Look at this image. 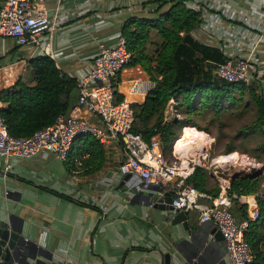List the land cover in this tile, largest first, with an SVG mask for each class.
I'll list each match as a JSON object with an SVG mask.
<instances>
[{
  "label": "crops",
  "instance_id": "obj_1",
  "mask_svg": "<svg viewBox=\"0 0 264 264\" xmlns=\"http://www.w3.org/2000/svg\"><path fill=\"white\" fill-rule=\"evenodd\" d=\"M149 1L153 0H45L53 30L41 37L40 45L19 46L0 36V64L16 62L9 73L0 75V92L18 81L29 82L30 61L39 55L52 58L69 77H83L99 43L113 46L129 18L151 17L152 5H143ZM193 1L209 7L195 35L222 48L228 57L249 59V83L258 86L264 97V34L260 32L264 0ZM138 76H148L140 65L121 72L118 93L129 103L142 104L146 98L129 93L130 80ZM77 94L75 90L73 105ZM83 114L96 121L95 116ZM83 138L75 142L77 153L88 145ZM101 146L102 166L89 174L70 168L77 167L75 155L68 164L51 156H0V220H11L22 237L17 259L6 264H22L20 260L30 256L47 264H228L222 236L211 223L200 222L196 211L187 214L188 229L174 222L175 214L158 206L165 205L159 202L162 192L153 200L125 185L127 177L118 169L125 158L122 144L112 141ZM236 153L242 158L238 164L247 166L245 162L251 160V168L262 167L254 157ZM241 206L237 202L231 207L238 219L243 218Z\"/></svg>",
  "mask_w": 264,
  "mask_h": 264
},
{
  "label": "trees",
  "instance_id": "obj_2",
  "mask_svg": "<svg viewBox=\"0 0 264 264\" xmlns=\"http://www.w3.org/2000/svg\"><path fill=\"white\" fill-rule=\"evenodd\" d=\"M143 5H152L151 17L129 18L121 34L125 36L131 53L130 64L140 65L156 81V86L142 104L132 105L135 115L132 131L141 134L145 141L157 136L163 153L168 156L182 127L194 126L207 132L197 124L194 116L201 117L208 111L219 115L228 112L229 107L238 106H241L238 114L242 116L253 107L255 117L242 132L244 136L258 138L255 146L240 148L231 142L223 152L240 151L264 162L262 93L252 82L233 83L220 78L215 70L228 56L222 48L208 45L195 35L203 13L209 7L193 0H153ZM76 83V79L62 73L49 56L34 57L30 61L29 82L18 81L12 88L0 92V103L4 104L0 107V114L9 135L30 136L52 124L59 114L68 112L73 105ZM122 99L118 94L117 101ZM170 104L178 116L168 115ZM253 131L259 133L253 135ZM85 139L88 141L85 150L77 153L78 150L73 148L65 160L68 164L69 157L75 155L77 167L72 165L70 168L78 169L80 174L94 172L103 163L101 144L88 134ZM83 153L88 156L82 158ZM263 173L264 164L260 170L233 175L228 189L232 203L238 202L233 194H255L259 205L260 217L250 224L246 233L253 254L250 264H264ZM210 180L207 168L201 165H195L186 177L188 184L216 196L220 188ZM243 206L240 209L245 218L247 213Z\"/></svg>",
  "mask_w": 264,
  "mask_h": 264
},
{
  "label": "built area",
  "instance_id": "obj_3",
  "mask_svg": "<svg viewBox=\"0 0 264 264\" xmlns=\"http://www.w3.org/2000/svg\"><path fill=\"white\" fill-rule=\"evenodd\" d=\"M44 2L4 0L0 5V36L14 39L19 46L40 45L41 37L53 30V20ZM260 32L264 34V25ZM48 46L49 43L44 48ZM130 60L131 53L124 35L121 34L113 46L99 43L90 71L76 80L78 94L74 105L68 112L59 114L52 124L30 136L9 135L0 114V156L23 159L51 156L65 161L82 135L92 136L101 145L119 141L125 151V158L118 169L127 176L125 185L129 189L147 191L153 186L163 191L168 189L172 194V215L176 211L187 214L196 211L200 222L211 223L221 233L228 264H250L253 254L246 233L250 224L260 217L256 195L233 194L245 206L247 213L245 218L238 219L231 210L233 203L228 193L230 183L221 186L216 196L198 190L186 182V177L195 167L192 161L189 163L191 169L187 171L173 150L176 159L166 158L157 136L145 141L141 134L132 131L135 118L132 105L137 103H129L125 98L117 101L120 75L131 65ZM15 63L0 64V75L9 73ZM215 71L220 78L233 83L247 84L251 78L249 59L243 57H228ZM155 86L156 81L149 76L134 77L130 80L129 93L144 96ZM83 113L95 116L96 121H89ZM87 156L88 153H83L82 158ZM0 264H3L1 256Z\"/></svg>",
  "mask_w": 264,
  "mask_h": 264
},
{
  "label": "rangeland",
  "instance_id": "obj_4",
  "mask_svg": "<svg viewBox=\"0 0 264 264\" xmlns=\"http://www.w3.org/2000/svg\"><path fill=\"white\" fill-rule=\"evenodd\" d=\"M236 95L238 96V94ZM240 108L241 106H238L237 108L229 107L228 112H221L219 115H215L212 111H208L201 117L194 116V120L197 122V124L200 127L207 129V132L203 130L202 132L209 135L211 141L206 145V147H203L200 161H192V164H202L203 166H205L211 176L210 183L218 186L220 190L221 186L229 184L230 179L233 175L245 173L247 174L250 173L252 169L260 170L259 167L251 168L249 166L250 164H246L247 166H242L241 164H238V162H236L235 160L222 164L213 163V160L216 158V156L222 154H230L227 152H223L226 149L228 143L233 142L235 145L240 146V148L252 149L258 141V138L255 139L256 137L253 136H244L242 132L244 126L249 125L254 119V108L250 107L249 111L242 116L238 114ZM232 111L233 113H231ZM173 114H175L173 104H170L168 107V115L171 116ZM175 115L178 116L177 114ZM191 130L197 131L198 129H195L192 126L183 127L180 131L179 136L174 140L173 146L176 145L175 143H177L182 138V135L186 134L187 132H190ZM255 133L259 132L253 131V135ZM82 142L86 143L85 138H83ZM76 149L77 145H75L74 147V150ZM236 152L240 153V151ZM166 158L169 160L176 159L173 153H171V155L166 156ZM246 162L251 163L252 161L249 160ZM263 164L264 162H262V165Z\"/></svg>",
  "mask_w": 264,
  "mask_h": 264
},
{
  "label": "water",
  "instance_id": "obj_5",
  "mask_svg": "<svg viewBox=\"0 0 264 264\" xmlns=\"http://www.w3.org/2000/svg\"><path fill=\"white\" fill-rule=\"evenodd\" d=\"M262 107L264 108V97L261 98ZM238 174H235L236 176ZM232 176V177H234ZM127 177V176H126ZM230 183V182H229ZM152 190H155V193L151 191H139V193H147L150 195V197L153 200H158L157 193L162 192V197L159 198V202L161 200L164 201L165 205H158L163 209L166 210H173V207L171 206L172 201V194L170 192H164L159 187H152L150 188ZM174 222H182V225L185 229H188V215L187 213L183 211H176L174 216ZM218 233H220L218 231ZM221 234V233H220ZM222 236V235H221ZM21 233L20 229L16 228L11 220H0V256L3 259V264H6L7 262L11 260H16L17 255L19 254V242L21 240ZM167 258V257H166ZM22 264H47L43 262L42 260L36 258L35 256H30L29 258H25L20 260Z\"/></svg>",
  "mask_w": 264,
  "mask_h": 264
},
{
  "label": "bare ground",
  "instance_id": "obj_6",
  "mask_svg": "<svg viewBox=\"0 0 264 264\" xmlns=\"http://www.w3.org/2000/svg\"><path fill=\"white\" fill-rule=\"evenodd\" d=\"M209 136L204 132L190 131L186 134L182 135V138L175 143L173 147L174 154H176L181 160L184 168H187V171H190L191 165L189 164L191 161H200L203 147L209 143ZM236 152H232L228 155H220L213 160V163H226L230 161H236L239 163V156ZM199 163V162H196ZM246 164H250L249 162H245Z\"/></svg>",
  "mask_w": 264,
  "mask_h": 264
}]
</instances>
